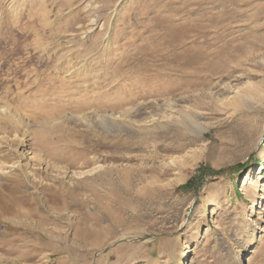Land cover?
<instances>
[{
    "label": "rangeland",
    "instance_id": "1",
    "mask_svg": "<svg viewBox=\"0 0 264 264\" xmlns=\"http://www.w3.org/2000/svg\"><path fill=\"white\" fill-rule=\"evenodd\" d=\"M56 1L53 25L52 0H0V264H264L263 13L248 32L260 4ZM202 28L204 45L238 34L256 54L233 52L198 84ZM227 85L260 92L235 108ZM97 114L126 129H95ZM146 186L159 194L121 207V189ZM107 210L124 221L85 234L110 225Z\"/></svg>",
    "mask_w": 264,
    "mask_h": 264
},
{
    "label": "bare ground",
    "instance_id": "2",
    "mask_svg": "<svg viewBox=\"0 0 264 264\" xmlns=\"http://www.w3.org/2000/svg\"><path fill=\"white\" fill-rule=\"evenodd\" d=\"M236 1H238V0H234L233 2H236ZM243 1L244 2H242L241 0L238 1L239 7L236 8V10H235V11H237V13H240L243 10H245L246 9L245 3L250 2L249 0H243ZM256 3H259L260 6L257 5L256 9L252 12V14H250V20L251 21L253 20V22H252L251 26L248 28L250 30V31L248 30V32H251L253 30L254 31L255 30H258V31L262 30L263 25H262V23H260L258 21L261 20V17L259 16V14H261V13L264 14V1L261 2L259 0H255V4ZM240 7H242V8H240ZM205 36H206V29L202 28L201 29V37L203 40H202V42H200V46L198 49L202 48L201 51L203 53L200 52L199 54H196V55L202 56L203 65H200L197 69L194 70V72L190 73V74L194 75L193 79L198 84L202 85L204 81H205V83L210 82L211 79L213 78V76L217 75L214 71L217 70L218 64L219 65L220 64L225 65L226 62L229 60V57L232 56L233 52L238 50V51L243 52L245 54L246 53L249 54L251 52H252V54H254V53L256 54V52L253 50L254 47L249 46V45L245 46V44H242L243 42L239 41L238 34L236 36H230L229 38H226V39L224 38L221 42L218 41V38L212 37L211 39L208 40L206 45L214 44L215 46L213 47V50H215V51L209 52V51H207L206 45H204ZM240 37H242L241 39H246L248 36L247 35H241ZM250 37H251V35H250ZM254 37H256V36H254ZM203 47H206V48H203ZM237 57H239L240 59H238V62L235 63V65H238L244 61V59L241 58V55H238ZM259 58L260 57L258 56L257 60ZM230 63L232 64V60L230 61ZM231 68H233V67H231ZM199 69H201V71H198ZM225 89H228L230 93L235 92L232 95L229 94L230 96H228V97L224 96L226 98H232L231 103H233V105H235L234 106L235 108H239L242 106H246V107L250 108V106L248 105V104H250V102H248L249 99L254 97V95L256 93L260 92V89H255V88L249 89L246 91H241V89L239 87L232 89V86H230V85L225 86ZM204 91H201V92L206 93V90H204ZM208 92L210 93L211 96H215L214 94H212V90H209ZM84 119H80L78 117V118H75V121L80 122V120L84 121ZM116 119H117V116H114V115L112 116V115H107V114H105V115L104 114H97L95 116H93V115L89 116L87 119H85V121H88L90 124L94 123L95 129L99 128V129H102V130L107 131V132L111 131L113 128H115L117 130H125L126 128L124 127V124H122V122H118ZM182 121L184 122L183 126L186 129L192 128L193 130L200 131V133L203 131L202 128H200L199 124H196L194 121H192L189 118H185ZM177 164H178V165H176L177 168L184 165L183 162H180ZM135 168H137V167H134V169ZM134 169H133V167H130V168H128V167L127 168H123V167L117 168L116 167L115 168V170H117V171L118 170L119 171H126V175L122 174V178L124 181H127V183L129 182L130 184H131V182H133L131 177H132L133 173H135V172H137L138 175L140 174L137 178V180L139 182L144 180L147 177V176H144V174H143V172H146L144 169H137V170H134ZM108 170H113V169H108ZM131 170L133 171V173ZM94 171L95 170H89V171L87 170L86 172H88L90 174L91 172H94ZM148 171L151 172L150 173L152 175V176L150 175L151 177H153L154 179H159L160 174H162L163 169L161 170V168L157 169V168L148 167ZM84 173H85V171L76 172V173H72V174L73 175H83ZM252 182H253V180L251 178V172H248L243 179V184H247V183L254 184ZM124 185H127V184L125 183ZM260 187H261V190L264 192V181L260 184ZM121 190H123L126 194H130V197H127L126 201H124V202L121 201L122 202L121 205H123L121 207H123L125 210H130V211L131 210L133 211V208H134L133 203H135V201H133V200L135 198H140L139 195H141V196H149V195L154 196L155 195L156 196L160 192V190H158V188L152 189V188H149L147 186L144 189L139 188L135 194H132L131 188L129 189V187L128 188L125 187V189H121ZM140 190H143V191H140ZM67 191H69V190H67ZM112 194H113V192H112ZM107 207L109 208V204H107ZM107 216H108L107 219H108L110 225H105L106 227H102L103 225L101 227H99V225L87 227L85 234L97 235V234H100L102 232H103V234H105L106 232L109 231L108 228L110 226H113L116 223H122L124 221V219H122V215H120V213L117 210L116 211L107 210ZM94 237L97 238L98 235L94 236ZM186 258H187V254H184L182 261H184ZM187 264H188V261H187Z\"/></svg>",
    "mask_w": 264,
    "mask_h": 264
},
{
    "label": "crops",
    "instance_id": "3",
    "mask_svg": "<svg viewBox=\"0 0 264 264\" xmlns=\"http://www.w3.org/2000/svg\"><path fill=\"white\" fill-rule=\"evenodd\" d=\"M50 0H40V2L41 3H43V4H47V2H49ZM52 4H51V10H55V9H53V6H56L55 5V3H57V1L56 0H52ZM55 2V3H54ZM58 10H60L59 8H57ZM55 10V13L54 12H52V13H50V11H48L47 13H45V15L47 16V15H49V16H51V18L53 19V21L51 22V24H55V23H58L59 21H63V19L60 17V11H58V10ZM54 17V18H53ZM43 20H41V22H42ZM5 231V230H4Z\"/></svg>",
    "mask_w": 264,
    "mask_h": 264
}]
</instances>
